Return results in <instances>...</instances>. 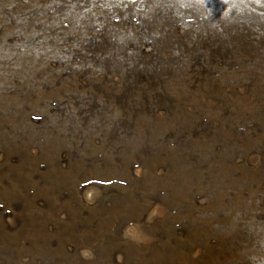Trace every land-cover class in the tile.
<instances>
[{"label":"rangeland","instance_id":"obj_1","mask_svg":"<svg viewBox=\"0 0 264 264\" xmlns=\"http://www.w3.org/2000/svg\"><path fill=\"white\" fill-rule=\"evenodd\" d=\"M0 264H264V0H0Z\"/></svg>","mask_w":264,"mask_h":264}]
</instances>
